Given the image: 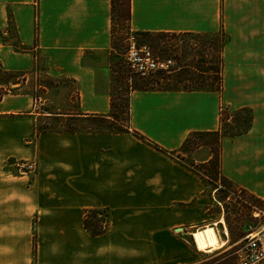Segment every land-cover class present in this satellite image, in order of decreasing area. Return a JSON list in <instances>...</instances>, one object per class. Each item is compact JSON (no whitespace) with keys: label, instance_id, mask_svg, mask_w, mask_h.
<instances>
[{"label":"crops","instance_id":"1","mask_svg":"<svg viewBox=\"0 0 264 264\" xmlns=\"http://www.w3.org/2000/svg\"><path fill=\"white\" fill-rule=\"evenodd\" d=\"M128 26L225 36L222 91L131 90L130 133L38 132L41 118L114 111L113 0H0V264L198 263L194 232L225 219L178 156L192 133L220 131L222 108L252 112L247 132L223 139L222 173L264 201V0H130ZM191 157L206 164L212 150ZM92 209L110 213L98 236Z\"/></svg>","mask_w":264,"mask_h":264},{"label":"rangeland","instance_id":"2","mask_svg":"<svg viewBox=\"0 0 264 264\" xmlns=\"http://www.w3.org/2000/svg\"><path fill=\"white\" fill-rule=\"evenodd\" d=\"M128 13V0H122L118 7L117 24L115 26V47L119 55L115 65L117 68V88L115 94L118 95L116 102V116L123 124L128 123V95L132 87H148L151 89H178L188 86L213 87L219 84L218 74L220 68V59L223 43L226 37L223 35H176V34H158L138 38L136 34L130 31L126 21ZM123 16V19H122ZM133 36L137 42L149 46L156 55L162 58H171L175 66L171 73H157L153 77L141 79L134 77L129 79L130 73L125 58L128 49L129 38ZM196 67L207 71L204 76H199ZM40 84L52 85V81L43 76ZM38 83V84H39ZM41 95L40 90L36 91ZM42 109L50 111L49 106H42ZM52 111V110H51ZM230 120L225 121L224 131L226 133L245 128L247 114L231 113ZM114 125L110 120L103 122L100 118H67L52 117L41 118L38 121L37 130L40 131H97L106 130ZM212 138L200 137L194 138L189 145L187 154H180L182 162L194 164L198 169L205 172V169L198 166L192 157L195 143H206ZM200 148V147H199ZM215 182L207 180L208 187L214 192L217 199V206L213 211L218 213L217 218H224L226 225L218 226L222 239L230 238L235 241L234 246L237 251L241 241L248 233L264 227V203L254 200L250 195L243 192L231 182L226 181L221 176H214ZM223 225V226H222ZM227 230V231H226ZM227 233V235L225 234ZM229 235V236H228ZM229 246V242L227 244ZM226 247V246H225ZM224 248V247H223ZM232 247L229 246L228 249ZM222 249V248H221ZM213 252H199L198 262L205 258L206 254Z\"/></svg>","mask_w":264,"mask_h":264},{"label":"trees","instance_id":"3","mask_svg":"<svg viewBox=\"0 0 264 264\" xmlns=\"http://www.w3.org/2000/svg\"><path fill=\"white\" fill-rule=\"evenodd\" d=\"M122 0H113V35H114V47H115V26L117 24V17H118V7L120 6V2ZM123 19V16H122ZM127 23L129 24L130 21V0H128V13H127V18H126ZM150 34H147L145 36H149ZM225 42L223 43L224 46ZM222 46V49H223ZM116 48V47H115ZM220 68L219 70L216 72V74H218V76H220L219 78V84L217 86H213V87H197V86H188L185 88H178V89H159V90H172V91H176V90H182V91H216V92H221L223 89V80H222V59H220ZM196 71L198 72L199 76H204L207 71L202 70L200 67H196ZM132 90H137V91H150V90H158V89H151L148 87H132ZM2 93L0 92V97H1ZM118 97V95H117ZM117 97H114V101H113V108L114 111L112 112V114L108 115V116H103V117H99V116H95V117H90V118H100L103 119V122H107L108 120H110L112 122V124L114 125L113 127H109L106 130H97L98 132H111V133H130L132 132L130 129V124H129V120H130V116H129V98H128V123L127 124H123L119 118L116 116V102H117ZM245 113L247 114V123L246 121L241 122L240 125L243 126V124H245V128L239 129L234 131V133L232 132H228L226 133L224 131V123L225 121L230 120V114L231 113ZM221 120H222V125H221V129L220 131L217 132H194L192 133L188 139L184 142L182 148H181V152L187 154V150L189 148V145L192 143L194 138H200V137H209L212 138L210 141L206 142V143H195V148L194 150H196L197 148L201 147V146H208L211 148L212 150V158L211 160L206 163V164H200L198 166L202 167L205 169V172L201 171L200 169L197 168V166H195L194 164H189L186 162H183L186 166H188L191 170L197 172L198 174H200L206 181H213L215 182V177L214 176H221L223 179H225L226 181H229L222 173V143H223V139L226 136H230V137H234L240 134H243L245 132H247L252 124V112L249 109H242V110H238V111H231L228 108H222V113H221ZM134 134L136 136H138L139 138L143 139L144 141H147L146 138H144L143 136H141L140 134L134 132ZM181 154V153H180ZM180 154H179V159H180ZM181 160V159H180ZM231 182V181H229ZM232 185H234L231 182ZM243 192H245L243 189H241ZM247 194V193H246ZM254 200L259 201L261 203H264V201L254 197L253 195H250ZM110 225V213L108 209H92V210H87L85 212V226L88 229V231H90V233H92L94 236H98L101 235L103 233H105ZM235 241L231 240L229 242V246H232L231 249H228L229 246H226L222 249H219L215 252H213L212 254H206L205 258L203 260H201L200 262L196 263V264H238V254H237V248L234 246Z\"/></svg>","mask_w":264,"mask_h":264},{"label":"built area","instance_id":"4","mask_svg":"<svg viewBox=\"0 0 264 264\" xmlns=\"http://www.w3.org/2000/svg\"><path fill=\"white\" fill-rule=\"evenodd\" d=\"M125 54L129 69V79L134 77L146 79L157 73H171L175 62L171 58H162L147 45L139 44L135 37L129 38ZM25 173H34L36 163L26 161L19 163ZM227 231V230H226ZM227 235V233L225 232ZM237 251L238 264H264V227L248 233L241 241Z\"/></svg>","mask_w":264,"mask_h":264},{"label":"bare ground","instance_id":"5","mask_svg":"<svg viewBox=\"0 0 264 264\" xmlns=\"http://www.w3.org/2000/svg\"><path fill=\"white\" fill-rule=\"evenodd\" d=\"M222 222L223 225L225 224ZM220 223H215L210 227L198 229L194 232V243L197 248L201 252H215L225 246H227L228 242L222 239V235H220L218 225ZM222 225V226H223ZM228 233V232H227ZM229 236V235H228Z\"/></svg>","mask_w":264,"mask_h":264}]
</instances>
